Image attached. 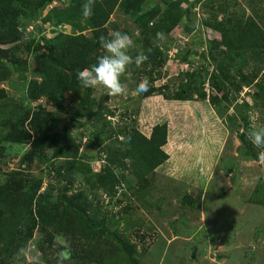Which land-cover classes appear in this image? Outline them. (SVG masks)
Returning <instances> with one entry per match:
<instances>
[{"label": "trees", "instance_id": "trees-1", "mask_svg": "<svg viewBox=\"0 0 264 264\" xmlns=\"http://www.w3.org/2000/svg\"><path fill=\"white\" fill-rule=\"evenodd\" d=\"M56 1L63 5H52ZM146 1L96 0L93 15L85 20L81 11L85 0H0V79L5 80L14 70L21 71V74L27 71V62L16 57V52L30 53L35 63L34 78L28 83L27 95L22 100L23 105L27 103L22 109L24 113L18 114L10 108L5 110L3 104L8 99V92L0 85V164L7 159L10 145H27L30 150L27 155V152L24 153V163L32 164L36 159L46 164L61 161L48 167V173L55 172L57 180L67 182L63 190L50 184L41 192L44 186L42 176L18 171L2 172L0 167V264H8L5 258L10 253L26 248L27 238L32 237L36 226H39L40 232L47 228L68 235L77 232L89 237L100 233L125 246V252L121 251V246L117 245L116 249L111 247L113 253L103 247L88 248L82 257L72 246L74 250L71 249L70 262H138V254L130 252L129 242L121 240L125 235H108L107 221L93 209L94 200L90 196L102 190L114 197L122 182L127 184L129 190L136 184L139 186L135 189L139 191L147 189L150 177L170 158L165 151L169 138L168 124L154 125L149 136L135 126L125 127L119 132L111 131L109 138L114 136L115 141L103 147L102 136L110 124L107 120L110 113L104 107L108 96L96 100L94 90L81 88L77 79L80 70L95 64L102 55L99 38H109L107 27L117 11L134 17L137 25L139 36L136 40L141 49L132 55L133 58L141 51L149 55L141 67L132 64L125 73L133 75L135 89L142 78H148L150 87L148 92L141 94L143 98L160 95L166 100L186 101L195 97L206 100L209 96V102L219 114L228 117L229 122L239 132L242 131L240 137L243 141H246L247 135L243 131L247 132L251 123L247 111L258 109L264 115V26L261 23L255 19L244 22L242 19L234 21L232 17H225L222 13L228 10L229 1L235 0H204V4L209 6L219 3V7L209 14L207 25L219 32L221 42L211 45L215 52H209L208 65L181 73L177 88H171L170 85H160L168 54L158 46L161 39H157L156 34L159 32L169 36L188 12L184 5L191 7L194 4L190 0H162L147 9L144 6ZM193 1L195 4L201 2ZM221 14L224 19L219 20ZM259 19L264 25V15ZM38 20L52 27V38H37L34 33L26 36V28ZM60 26L65 27L63 31H57ZM66 28L68 32H65ZM187 30L189 34L193 31L190 28ZM36 31L41 33L42 28L37 26ZM5 46H10L9 54L2 48ZM221 47L227 51L223 52ZM176 48V56L183 58V62H190V55H181L182 47ZM218 53L221 54L219 57L224 58L223 61L218 59ZM4 57L11 60L13 70L2 61ZM202 57L208 59L205 53ZM250 61L255 63L253 68L248 66ZM204 73L210 74V95L206 92L207 79L202 80ZM244 86L254 88L252 105L247 101L239 104L233 96L239 95ZM68 96L71 98L69 103ZM40 99H44L47 105L40 104L33 112L32 101L36 103ZM225 102L229 105L226 111L222 105ZM47 106L53 107L56 112L48 110ZM231 108L233 113L229 115ZM58 111L61 116L71 113L73 120L85 119V123L91 125V131H95L91 134L95 140H92L93 143L101 145V151L106 152V160L99 173L93 171L91 158L80 153V146L76 145L71 135L54 134L53 128L49 127L52 122H58L59 119L55 118ZM250 145L244 151L248 156L257 151ZM49 149L53 153L51 158L46 156ZM127 172L131 173L134 178L132 182L135 183L128 181ZM79 180L86 185V189L67 195L70 186ZM252 200L256 205L264 206V179L256 185ZM113 223H117V220ZM46 240L53 244V238Z\"/></svg>", "mask_w": 264, "mask_h": 264}, {"label": "rangeland", "instance_id": "rangeland-1", "mask_svg": "<svg viewBox=\"0 0 264 264\" xmlns=\"http://www.w3.org/2000/svg\"><path fill=\"white\" fill-rule=\"evenodd\" d=\"M161 1L147 0L144 6L150 9ZM190 1L194 5H184L188 12L182 23L157 43L168 54L163 69L164 79L160 85L177 88L180 74L208 65L209 52H215L211 45L221 42L219 32L207 25L209 14L219 7V3L209 6L204 4V0L197 4ZM52 5L60 6L63 3L56 1ZM222 14L227 18L232 17L234 21L255 19L264 26L259 19L264 15V0L229 1L228 10ZM222 14L219 20L223 18ZM37 26L42 28L41 33H37ZM62 28L58 27L57 31H63ZM187 28L193 31L189 34ZM51 29L38 20L26 28V36L34 33L37 38L50 39L54 36ZM68 31L66 28L65 32ZM115 31L126 33L132 39L133 46L129 49L131 56L140 51L134 17L117 11L107 27L108 36ZM179 46L182 47L179 53L190 55V62H183V58L176 56V47ZM2 48L9 54L10 46ZM220 49L227 51L225 47ZM204 53L208 59L202 57ZM220 55L218 53L217 57ZM16 57L27 62V71L22 74L18 70L12 71L5 80L0 79V85L8 92V99L3 104L5 110L10 108L21 114L27 105L26 102L23 105L22 100L27 95L28 83L34 78L35 63L30 53L16 52ZM218 59L224 60L223 57ZM2 61L14 69L11 60L4 57ZM248 66L253 68L255 63L250 61ZM244 71L247 73L246 69ZM209 77L208 73L202 77V80L207 79L208 95ZM121 82L127 86L128 95L112 99L111 102L108 97L105 101V110L108 109L110 113L107 114L110 124L102 136V146L114 143L115 137L109 138L111 131L119 132L125 127L135 126L149 136L154 125L167 123L169 138L165 151L170 158L150 177L147 189L139 191L135 189L139 186L136 184L129 190L127 184L122 182L114 197L102 190L90 196L94 200L93 209L107 221L108 235H125L121 240L128 241L130 252L138 254V264H264V206L256 205L252 200L256 185L264 179V164L257 159L258 149L250 156L244 153L245 148L251 147L247 135L246 141H243L240 137L242 131L239 132L228 117L219 114L209 102V96L206 100L195 97L186 101L166 100L160 95L145 99L141 94H134L133 75L124 74ZM253 92L252 86H244L239 95L233 96L239 104L247 101L252 105ZM103 96H107L105 90H94L93 97L96 100ZM70 99L68 96V103ZM40 104L45 105V101H32L33 112ZM222 105L224 111L229 107L226 102ZM46 108L56 112L51 106ZM232 113L231 108L229 115ZM247 113L251 122L264 126V115L260 110L250 109ZM70 114L61 116L58 111L55 115L58 122H52L49 127L53 128L54 134L71 135L76 145L80 146V153L91 158L93 171L99 173L106 160V152L101 151V145L93 143L95 140L91 134L95 131H91V125L85 123V119L73 120ZM27 126L29 128V123ZM29 150L30 146L27 145H10L7 159L0 164L2 172L18 171L42 176L44 186L41 192L50 184L63 190L66 180H57L55 172L48 173V167L61 161L46 164L36 159L32 164L24 163L23 157ZM52 155L49 149L46 156L51 158ZM127 177L129 182L134 179L128 172ZM84 189L86 185L81 180L76 181L70 186L67 195ZM114 220L118 224L113 223ZM50 237L53 238V244L46 240ZM27 240V246L21 248V253H10L5 258L8 264H56L57 253L64 247L72 246L81 257L88 248L94 247H103L113 253L111 247L116 249L118 245L125 252L122 243L114 242L111 237L100 233L89 237L77 232L68 235L47 228L40 232L39 226H36L32 237ZM123 264L129 263L125 261Z\"/></svg>", "mask_w": 264, "mask_h": 264}, {"label": "clouds", "instance_id": "clouds-1", "mask_svg": "<svg viewBox=\"0 0 264 264\" xmlns=\"http://www.w3.org/2000/svg\"><path fill=\"white\" fill-rule=\"evenodd\" d=\"M95 3L96 0H85L82 5L81 11L85 20L93 15ZM60 27L62 28V26ZM156 37L163 39L164 34L158 32ZM99 43L103 49V54L97 58L95 64L80 70L77 79L83 89L105 90L111 102L112 99L128 95L127 86L121 82V78L130 65L135 64L137 68L141 67L149 59V55L141 51L133 58L129 54L133 41L128 34L120 31L109 33V38L101 36ZM150 52L151 49L148 50V53ZM149 87L150 82L147 77H144L137 84L134 94L146 93L149 91ZM43 101L44 99H40L37 103ZM247 139L258 149L257 159L261 164H264V126L252 121L247 131ZM71 260L72 251L70 247H64L57 253L56 264H69Z\"/></svg>", "mask_w": 264, "mask_h": 264}, {"label": "built area", "instance_id": "built-area-1", "mask_svg": "<svg viewBox=\"0 0 264 264\" xmlns=\"http://www.w3.org/2000/svg\"><path fill=\"white\" fill-rule=\"evenodd\" d=\"M54 3H56V2H54Z\"/></svg>", "mask_w": 264, "mask_h": 264}]
</instances>
